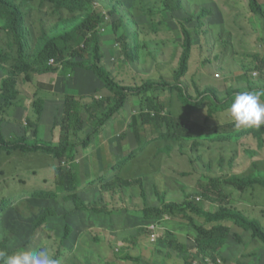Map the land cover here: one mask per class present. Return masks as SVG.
I'll return each mask as SVG.
<instances>
[{
	"label": "rangeland",
	"instance_id": "obj_1",
	"mask_svg": "<svg viewBox=\"0 0 264 264\" xmlns=\"http://www.w3.org/2000/svg\"><path fill=\"white\" fill-rule=\"evenodd\" d=\"M118 2H122L129 10L135 12L140 27L139 46L135 49L134 61H123L122 55L110 60L111 51L117 46L119 51L124 52V46L121 41H118V45L112 44V36L108 29L109 34L103 36L101 46L105 57L103 66L121 85H141L152 81L147 80L148 78H155L157 79L155 81H166L176 88L157 90L151 96L141 97L140 94L132 93L125 99L123 107L101 127L99 132H92V130L95 126L94 120L103 117V110L95 107L93 102L106 96L109 97L110 104H114L115 100H113V91L93 70L88 72L76 66L69 67L65 62L62 63V71L66 72V81H63L62 86L64 89L68 87V95L80 103L82 119H84L83 123L81 120L75 122L72 132H66L63 125L69 111L68 102L58 98L49 100L47 98L49 91L41 96L45 105V110L42 109L41 112L36 105V108L8 105L0 98V119L8 140L24 139L29 145L44 142L58 146L68 136L75 143L66 147L61 157L44 150L24 151L23 148L12 152L2 150L0 153V207L3 201L9 199L8 216L12 219L15 217L21 220L24 226H28L36 222L34 220L36 217H28V211L23 214L18 209H12V201L20 203L30 195L55 189L60 171H71L72 174L79 176L80 182H83L84 179L79 174L80 170L83 173H98L103 168L104 178H96L93 183H87L95 192L96 187L101 190L99 195L95 196L94 192L88 188L90 196L86 201L90 207L94 206L96 209L95 213H90L88 218L108 225L102 229L92 226L87 235L82 237L81 241L85 243L82 248L85 254L90 255L91 261L88 263L80 256L81 246L73 248L63 246L59 237L48 236L46 230H41L34 244L49 243L54 250L48 254L59 264H62V257L66 264H109L110 260L116 258L115 250L119 244L122 245L121 249L125 250L123 245L126 243H129L127 250L130 254L140 256L141 262L138 264H191L190 254L181 253L183 242L176 246L169 245L168 236H165L164 241L157 245L151 242L161 235L160 232L163 234L167 229H171L179 241H188L190 234L185 222L186 217L180 216L173 219L165 216L163 230H152L153 232L148 236L144 228L148 222L142 217V208L147 206L146 203L159 202L156 188L162 190L161 187L165 185L166 195L176 193L173 190L175 179H179L182 184L200 189L211 178H224L233 173L244 174L254 163H259L255 170L264 174V136H262L261 146L252 132L236 140L234 136L229 137L232 140L220 136L214 141H204V144L195 150H191L189 145L181 149V152H177L175 148L173 154L176 156L169 158L167 152L160 151L167 143L164 139H154L139 147L135 132L145 127L141 133L143 141L157 136L150 132L153 129L151 126L153 123L147 122L145 126L139 114L143 110L154 114L155 110L161 108L165 111L163 113L167 111L175 113L170 107L171 98L177 100L179 93L185 91L194 99L202 96L203 104L191 113H185L181 107L180 111L188 116L191 123L204 126L205 129L202 132H206L208 129L222 125L225 127L234 122L228 112L234 99L230 103L217 105L212 102L215 96L224 99L229 89L236 91L234 95L247 91L256 94L260 102L264 103V63L261 61L264 57V19L251 11L250 0H184L183 5L187 6L188 10H177L179 6L176 0H91V5L93 10L103 13L107 4ZM127 2L131 7L127 5ZM259 2L264 6V0ZM33 3L41 2L33 0ZM148 6L153 7L155 15L151 16L141 11ZM202 12L205 16L200 19V22H189L188 17L191 13L197 15ZM107 13L111 17L109 12ZM62 14L66 18L73 16L67 12ZM55 23L49 29L45 28L48 33L54 32L57 28ZM189 23H194L198 32L193 25L188 26ZM54 26L56 28L52 30ZM183 26H188L186 29L191 33L192 46L187 71L176 80L174 76L185 52ZM27 29L29 31L27 58L32 59L39 40L36 35L33 36L31 24H28ZM0 36L4 41L9 40L8 35L1 30ZM88 50L92 51V47L89 46ZM60 63L57 65L60 66ZM254 71L258 74L254 75ZM69 82L76 87H72ZM209 88L215 90L216 95ZM160 92H162L160 96L162 102H156V95ZM213 105L218 106L221 111L216 112L212 117L207 116L208 109ZM70 112L73 113V111ZM133 122L136 125H132ZM196 131L197 129H192V132ZM87 135L91 136V140L83 145L82 140ZM103 140L112 141V143L108 142L107 148L104 149L105 158H103V151L100 150L99 154L96 151ZM90 147L94 150L93 153L90 152L92 150ZM252 148H258L256 154H250V151H253L250 150ZM110 156L111 160H109ZM80 158L82 159L78 161ZM161 165L168 166L170 169L163 173ZM119 177L126 178L129 182L138 179L139 182L119 185L116 183ZM110 185L112 187L106 190ZM229 188L235 191L236 196L242 195L240 197L246 203H250L248 198L250 195L254 204L260 207L257 208L259 212L261 208L264 209V187L257 186L249 190H237L232 186ZM222 190L227 191L225 188ZM185 198L184 194L181 199ZM191 200L207 210L216 209L215 207L210 209L212 205L205 200L204 196L199 195ZM162 203L163 200H161ZM231 204L234 206L235 202ZM164 207L161 205L159 209ZM190 215L203 220L194 214ZM251 216L264 225L261 217ZM75 222L81 228H85L88 224L83 215ZM225 223L241 237L240 241L237 239L233 241L236 243L234 247L227 246L223 250V254L233 253L232 260L226 263L257 264L258 261V264H264V259L258 258L261 254V244L256 242L251 231L246 233L231 221ZM53 226L57 229L61 228L60 222ZM148 227L155 228L156 225L149 224ZM13 229L6 228L4 234L8 236ZM120 229H126L131 233L122 236L119 233ZM58 250L61 251L62 257ZM194 254L197 255V251H194ZM206 256L208 258L203 256L201 261L204 264H210L216 255L212 253ZM126 262L135 264L131 260Z\"/></svg>",
	"mask_w": 264,
	"mask_h": 264
},
{
	"label": "trees",
	"instance_id": "obj_2",
	"mask_svg": "<svg viewBox=\"0 0 264 264\" xmlns=\"http://www.w3.org/2000/svg\"><path fill=\"white\" fill-rule=\"evenodd\" d=\"M40 4H34L33 0H0V30L8 35L9 40L4 41L0 36V98L5 101L6 104L19 105L16 102V98L19 94L17 85L21 79L27 81L31 72L35 73H47L56 69L55 64H50L52 59L56 60V63H66L69 67L76 66L81 70L88 71L93 70L96 75L103 80L105 84L113 91L115 103H109V97L95 100L93 105L100 110H103V117L96 119L95 126L92 132H99L101 127L113 117L124 105L127 96L132 93L151 96L157 90H173L174 87L171 83L166 81L158 82L155 78H148L152 80L145 82L141 85H121L117 83L111 76V72L103 66L104 55L101 50V46L104 37L100 33V27L105 22V18L101 12H97L92 9L91 0H39ZM177 1V10H188V7L183 5L184 0ZM127 5H130L127 2ZM249 6L251 11L256 15L261 16L264 19V6L261 5L259 0H250ZM53 7V9H51ZM107 12L111 15L110 22L107 23L110 29V35L112 36V44L118 45V41H121L124 46V52L118 50L117 46L111 51L110 60L123 56V61H134L135 49L139 46L140 27L135 17V12L129 10L125 4L118 2L116 4H107ZM131 7V5H130ZM55 10V11H54ZM57 11V12H56ZM141 11H145L148 15H155L152 6L142 8ZM62 12L73 14L72 17L66 18ZM205 16V13H199L194 15L191 13L188 17L189 22H200V19ZM59 18V19H58ZM56 22V23H55ZM55 23L52 30L54 32L48 33L45 29H49ZM28 24H31L32 34L36 35L39 40L34 50L35 55L32 59H28L29 52L27 50V40L29 39V31L27 29ZM195 27V31L198 32V28L194 23H189ZM188 26H183L182 31L184 33V46L185 52L180 60V65L176 70L174 78L180 79L187 71L188 59L190 56L192 39L191 33L187 31ZM264 29V27H263ZM92 47V51L88 50V47ZM34 54V53H33ZM35 61V64L33 62ZM264 63V57L261 59ZM150 62V61H148ZM155 62V61H151ZM257 74L258 72L255 71ZM216 95V91L209 88ZM236 91L229 89L226 92L224 99L219 96H215L212 100L213 104L230 103L235 95ZM160 92L156 95V102H162ZM70 98V100H69ZM65 101L68 102V115L67 119L63 121V125L66 128V132H72V128L77 120L82 119L80 103L69 95H64ZM152 100V99H151ZM37 109L41 112L43 109V100L36 101ZM203 104V97L194 99L189 93L181 91L179 93V99L171 98L170 107L174 109V112L157 109L154 114L146 111H142L139 114L140 119L147 126V122H152L153 134L157 136L143 141L141 133L144 128L135 132V137L139 143V147H142L146 142L150 143L154 139H164L167 143L160 151L167 152L169 158L176 156L173 154V150L176 148L177 152L188 145L191 150H195L204 141H214L216 137L223 136L227 139L229 137H236L235 140L241 136H245L248 133H253L259 141V145H262V136H264V126L260 128H240L237 129L234 126V122L226 125L208 129L206 132H202L205 127L196 123H191L188 120V116L180 111V107L185 113H191L199 109ZM84 109L87 108L84 104ZM70 111H73L71 113ZM221 111L218 106H211L207 111V116L212 117L216 112ZM132 125H136L135 122ZM192 129H197L196 132H192ZM224 131V133H223ZM147 132V131H146ZM248 136V135H247ZM91 136H88L82 140V144L86 145L90 142ZM232 140V139H230ZM233 140V141H235ZM147 143V144H148ZM75 143L66 136L65 141L60 145L54 146L53 144H46L39 142L37 144H27L24 139H11L8 140L4 133L2 121L0 119V153L2 150L12 152L16 149L23 148V150H44L49 153L55 154L61 157L65 153V148ZM107 143L102 144L104 149ZM158 150V149H157ZM158 150V151H159ZM246 151L249 149H245ZM250 154H256L258 148H252ZM160 155V153H159ZM162 158V156L160 155ZM259 163H254L247 172L243 175L231 174L224 178H211L207 184L202 185L200 189L181 183L179 179H175L176 193H170L166 195L165 185L159 190L156 188L157 197L159 202L157 205L146 203V207L142 208V217L147 220L148 224L144 226L147 235L149 236L152 230H163L164 217L177 218L184 216L189 230L188 241H179L171 229H167L165 232H160V236L151 242L157 245L159 242L164 241V237H169V245H178L183 242L181 247V253L190 254L191 264H204L201 259L208 258L206 255L214 254V259L210 264H228L226 261L232 260L233 253L223 254V250L227 247H234L236 245L234 240H241V237L230 228L226 221H231L234 225L239 226L245 232L251 231L256 242L260 243L261 254L258 258L264 259V225L257 218L253 216L261 217L264 221V209L261 208V212L257 210L260 208L255 205L250 195V203H246L242 195H235V191L230 186L237 190H243V188L260 185L264 186V175L254 174L255 168ZM170 169V167H164L161 165L163 173ZM189 172V171H187ZM133 182H139L135 179L129 182L126 178L119 177L116 183L119 185H127ZM112 186L110 185V189ZM58 188L62 191L70 192L77 188V181L74 174L71 171H60L58 176ZM225 188L227 191H223ZM241 194L240 191H237ZM54 194V193H53ZM186 195L185 199H181L183 195ZM204 196L205 200L209 202L212 208L215 210H207L203 206H200L197 202L191 199L197 198V196ZM167 196L169 198H167ZM161 200L163 203L161 204ZM235 202L234 206L231 204ZM39 203V201H37ZM161 205L165 207L159 209ZM250 205H253L250 207ZM12 209H14L12 207ZM19 210V209H18ZM96 209L89 205H82L78 208L76 213L66 219L60 221L61 228L57 229L55 226H51L52 230L63 232L69 228L72 223L76 224V220L83 215L88 222L87 226L83 230H89L92 226H98L100 223L96 220L89 219L90 213H95ZM10 208H7L6 200L3 201L0 207V251L5 252L7 255H14L20 251H26L28 248L29 239L32 237L30 233H34L36 228L42 225L44 222L53 216L55 213L52 208L46 209L41 205L38 212L33 213L34 220L36 222L30 223L28 226H24L21 220L10 218L8 215ZM87 213V214H82ZM24 214V213H23ZM190 214L196 215L199 220ZM92 222V223H91ZM59 223V222H58ZM56 224V223H55ZM156 225L157 228H149L148 225ZM102 227H107L101 225ZM112 227V226H111ZM6 228H14L8 236L4 234ZM122 236H126L130 231L126 229H120ZM247 233V232H246ZM249 237V235H248ZM233 243H230V242ZM126 243V242H125ZM85 246V243L82 245ZM121 244L116 248V258L109 261V264H128L126 261H133V263H140L139 255H132L127 250L129 243L124 244L125 250L121 249ZM197 251V255L194 254ZM253 255V253H248ZM201 255V256H199ZM83 258L86 262L91 261V257L88 254H84ZM119 262V263H118ZM258 264V261H257Z\"/></svg>",
	"mask_w": 264,
	"mask_h": 264
},
{
	"label": "clouds",
	"instance_id": "obj_3",
	"mask_svg": "<svg viewBox=\"0 0 264 264\" xmlns=\"http://www.w3.org/2000/svg\"><path fill=\"white\" fill-rule=\"evenodd\" d=\"M103 16L105 18V22L100 27V33L102 36H107L108 33V26L107 23L110 22L111 17L108 15L107 11H103ZM106 14L109 16V19H106ZM102 28H105V30H102ZM148 62V61H147ZM50 64H57L55 59H52L50 61ZM60 66L62 64L60 63ZM219 75V73H217ZM254 75H257V73L254 71ZM228 112L230 113L232 119L234 120V126L237 129L240 128H260L262 125H264V103L260 102V98L252 93V92H241L235 95L234 102L231 104L230 108L228 109ZM70 169V167H68ZM238 175H243L241 173H233ZM254 174H262L259 170H254ZM75 179L77 181V188L70 192H59L62 191L58 188V176L56 179L57 185L54 190H43L38 193H35L33 195H30V198H27L26 200L21 201L20 203H16L12 201V207L14 209H19L22 213L25 214L26 211H28V217H32L34 212H38L40 210V207L43 203L46 209L52 208L53 212L55 213L53 216H51L48 221L44 222L42 225L38 226L34 233L40 229H42L47 223L49 222H55V221H62L63 219L68 218V215L72 211L73 208H68L66 205L61 204V201H71L75 197L79 195L77 193V190L80 186V180L78 175H74ZM257 186L260 185H253L246 188H243V190H249L254 189ZM264 187V186H261ZM54 193V194H53ZM29 197V196H28ZM8 200L6 199V203L8 204ZM39 201V203H37ZM83 202V201H82ZM59 205H61L62 210L59 211ZM8 208V205H7ZM60 217V219H58ZM90 231V230H89ZM87 231V232H89ZM59 233V237L61 240V243L68 242V247L73 248L74 246L78 247L81 246L79 249V252L81 253V257H83L84 249L82 248L84 242L81 241L82 237L87 235V232H74V226L73 224L69 225V228L66 230L64 229L63 232L56 231ZM33 233V234H34ZM33 238H36L35 235L32 236ZM54 250L53 247L50 244H44L42 246H39L37 250H31V251H20L17 252L14 255H7L5 252L0 251V264H59V262L50 257L48 252ZM89 250V247H88ZM58 253L61 256V251L58 250ZM61 263L66 264L64 261V258L62 257Z\"/></svg>",
	"mask_w": 264,
	"mask_h": 264
},
{
	"label": "crops",
	"instance_id": "obj_4",
	"mask_svg": "<svg viewBox=\"0 0 264 264\" xmlns=\"http://www.w3.org/2000/svg\"><path fill=\"white\" fill-rule=\"evenodd\" d=\"M35 53L36 52H34V55H35ZM54 66L56 67V69L51 71V72H47V73L31 72L30 77L27 81H24L23 79L20 80V82L17 85V90L19 91V94L16 98V102L18 104H20V106L26 107V108H28V107L36 108V106H35L36 101L41 99V100H43V104H42L43 110H45L44 99H42L41 96L43 93L48 92V91H49V95L47 96V98L49 100H51L53 98H58L60 100L65 101L64 95H68V87H65V89H64L62 84H63V81H66V72L62 71V66H58L57 64H55ZM71 82H69V84L72 87H76L74 84H71ZM59 87H60V90H58ZM108 142L112 143V141L103 140L99 144L100 148H98V149L96 148V151L98 154L100 153L99 152L100 150L103 151V158H105L106 154L104 151V146H102V144L108 143ZM90 149H92V147H90ZM90 152L93 153L94 150L92 149ZM81 159L82 158L78 159V161H80ZM109 160H111V156L109 157ZM79 174H81V176L84 179L83 182H80V186L77 190V193H79V195L77 197H75L74 199H72L71 201H69V200L68 201H65V200L61 201V204L66 205L68 208H73L72 211L70 212V214L68 215V218L73 216L80 206L89 205L86 201V199L90 196L88 188H89V190L94 192L95 196L99 195L100 189L96 187L95 188L96 192H95V190L92 189L90 186H88L87 183H90V182L93 183L94 179H96V178H104L103 168L98 173H83L80 170ZM241 174H243V173H241ZM59 192H63V191H59ZM100 192H101V190H100ZM30 197L31 196H29L28 198H30ZM92 207H94V206H92ZM61 210H62V207H61V205H59V211L61 212ZM58 219H60V217H58ZM58 222H60V221L57 220L55 222H49L42 229L36 231L34 234L30 233V236L35 235L37 238L39 236V234L41 233V230H46L48 236H59V233L52 230V228H51V226L53 224L58 223ZM72 224L74 226V232H87L90 230V229L89 230H83V228H81L77 224H75V223H72ZM101 225L108 226L106 223L103 222V223H100V225H98L97 228L102 229L103 227ZM111 229H113V228H111ZM36 238L31 237L28 240L29 241L28 248H25L27 251L37 250L39 246L47 244V242L41 243V244L40 243L34 244ZM61 244L63 246L68 247L69 243L66 242L65 244L64 243H61Z\"/></svg>",
	"mask_w": 264,
	"mask_h": 264
},
{
	"label": "built area",
	"instance_id": "obj_5",
	"mask_svg": "<svg viewBox=\"0 0 264 264\" xmlns=\"http://www.w3.org/2000/svg\"><path fill=\"white\" fill-rule=\"evenodd\" d=\"M106 19L108 20L109 19V16L106 14ZM102 30H105V28H102Z\"/></svg>",
	"mask_w": 264,
	"mask_h": 264
}]
</instances>
